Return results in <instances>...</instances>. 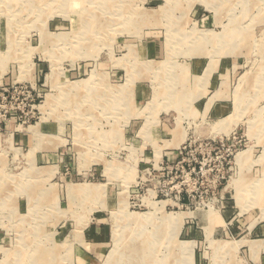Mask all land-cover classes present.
<instances>
[{"label": "rangeland", "instance_id": "1", "mask_svg": "<svg viewBox=\"0 0 264 264\" xmlns=\"http://www.w3.org/2000/svg\"><path fill=\"white\" fill-rule=\"evenodd\" d=\"M49 1L0 0V264H264V0H65L41 14ZM193 55L230 62L213 93L232 116L182 98ZM132 78L152 87L133 141L122 135ZM162 122L185 136L174 150L150 140ZM186 141L201 162L187 156L186 173L209 168L198 148L213 145L208 175L177 169ZM147 169L163 177L136 189Z\"/></svg>", "mask_w": 264, "mask_h": 264}, {"label": "crops", "instance_id": "2", "mask_svg": "<svg viewBox=\"0 0 264 264\" xmlns=\"http://www.w3.org/2000/svg\"><path fill=\"white\" fill-rule=\"evenodd\" d=\"M199 52V50H198ZM152 50L150 46H143L141 49V58L146 59L148 55H151ZM181 77H182V90L179 92L184 94L182 98L189 99L190 95L192 94V99L194 101L197 100H206V104L204 105V109L208 110V115L213 118H222V117H230L233 115L234 108L232 104L231 98L227 96L216 98L214 96V89H216V84H218V78L220 77V73H226V71L230 68L229 61H221L219 65L215 63H211L209 60H205L204 57L200 55H193L190 58L183 59L181 64ZM141 75V74H140ZM205 76V81L210 85L209 88L210 92L208 97H204L198 90H196V81L199 80L201 77ZM141 77V76H140ZM245 79V78H244ZM246 80L243 81V83ZM151 85L145 79H133L132 78V117H129L124 123L122 129V135L125 139H131L132 141L137 138L136 134L141 131V119L137 116L139 115L137 110L141 103L148 100L151 96ZM186 95H189L188 97ZM210 102V103H208ZM160 138H168L166 141H161L164 145L167 142L169 150H174L177 146H179L185 136L177 129H170V127L165 123H161L158 129H152L150 134V140L156 141ZM136 143H141V141L137 140ZM151 146V144H150ZM167 155H172L171 153ZM171 158V157H170ZM253 229V227H252ZM255 229V235H262L264 234V229L262 226H258ZM88 235L92 236L93 238L97 239L98 244L95 245L94 250H100V246H103V230L99 232V229L95 226L88 230ZM102 244V245H101ZM247 246L252 247L250 248L251 251L255 248L256 251L258 250L260 244L257 241H249ZM255 251V250H254ZM99 252H102L100 250Z\"/></svg>", "mask_w": 264, "mask_h": 264}, {"label": "built area", "instance_id": "3", "mask_svg": "<svg viewBox=\"0 0 264 264\" xmlns=\"http://www.w3.org/2000/svg\"><path fill=\"white\" fill-rule=\"evenodd\" d=\"M35 107V106H33ZM194 145V142H191V141H186L178 150H177V159L179 158L180 160H178L177 162V169H180V171L182 173H186V169L184 168V166L182 165V163L185 161V158L187 156H191V162H193V164L197 165V164H200L201 165V162L199 161L198 157L196 154H199L200 155V152L195 149V150H192V147ZM225 144H222V147H224ZM198 149H201L202 151H206L205 153H202L201 154V157H202V160L204 159V156L206 155L208 157V161L210 162H213L214 159H213V153H214V147L212 144L208 145V146H205V147H202L201 145H199V148ZM232 154V151L231 149H228L227 151V154L225 156L224 159V163L225 164H229L231 161L228 159L226 160V157H230ZM210 164H209V168L206 170V171H203V168L200 166V167H197V166H194L192 168H188V173L187 176L188 177H191L193 175H197V174H209L210 172L213 171V168L210 167ZM190 166V164L188 165ZM197 168H199L197 170ZM161 171V170H160ZM162 171H165L164 168L162 169ZM141 173V176L139 177L138 179V182L135 184V188L136 189H140L142 190L144 186H146L145 184L147 182H151L153 179H160L161 177L163 176H156L154 175V170H150V169H147V170H142L140 171ZM149 189H146V191H148ZM176 192L177 194H180L181 193V190H179L178 188H176ZM159 195H164V196H167V193L165 191H160L158 193ZM157 197V195H156Z\"/></svg>", "mask_w": 264, "mask_h": 264}, {"label": "bare ground", "instance_id": "4", "mask_svg": "<svg viewBox=\"0 0 264 264\" xmlns=\"http://www.w3.org/2000/svg\"><path fill=\"white\" fill-rule=\"evenodd\" d=\"M86 1V0H85ZM100 1V0H99ZM102 1V0H101ZM22 2V1H21ZM92 2V1H91ZM13 3V2H12ZM25 3H27V2H25ZM29 3V2H28ZM96 3V2H95ZM107 3V2H106ZM23 4V3H22ZM51 4H53V5H56L57 7H59L61 10L65 7V6H67V5H69V4H66V1L65 0H50L48 3H46L45 5H41L42 7H45V9L43 8L42 9V7H40L39 9H42L41 11V14L43 13V15H44V13H46V11H49V8L51 7ZM97 5H98V3H96ZM109 4V3H108ZM7 5V4H6ZM5 5V6H6ZM106 5V4H105ZM28 6H29V4H28ZM40 6V5H39ZM85 6V5H84ZM117 6V5H116ZM70 7V6H69ZM83 7V6H82ZM98 7V6H97ZM1 8H3V6L1 7ZM24 8V7H23ZM109 8V7H108ZM116 8V7H115ZM70 9V8H69ZM73 9V8H72ZM31 10V9H30ZM107 10V9H106ZM110 10V9H109ZM55 11V10H54ZM30 12V11H29ZM74 12V11H73ZM40 13V12H39ZM90 13V12H89ZM104 13H105V11H104ZM112 13V12H111ZM132 13V12H131ZM130 13V14H131ZM62 15V14H61ZM68 15V14H67ZM46 16V15H45ZM71 16V15H70ZM80 16V15H79ZM112 16V15H111ZM129 17V16H128ZM79 18V17H78ZM122 18V17H121ZM120 19V18H119ZM130 19V18H129ZM91 20V19H90ZM86 22V21H85ZM91 22V21H90ZM100 22V21H99ZM118 24V23H117ZM77 25V24H76ZM115 25V24H114ZM128 25V24H127ZM111 26V25H110ZM115 27V26H114ZM111 28V27H110ZM101 29V28H100ZM106 29V28H105ZM96 30V29H95ZM45 31V30H44ZM93 31V30H92ZM92 35V34H91ZM44 37V36H43ZM80 38V37H79ZM61 40V39H60ZM45 41V40H44ZM46 43V42H45ZM89 43V42H88ZM86 44V43H85ZM92 45V44H91ZM76 86V85H75ZM74 86V87H75ZM47 99V98H46ZM47 105H48V103H46ZM248 158H249V156L247 155V153L246 152H243V153H241V154H239L238 156H237V162H238V164H242L243 162H245V161H247L248 160ZM244 166V165H243ZM231 182V185L233 186L234 185V181H230ZM229 184V183H228ZM88 186V185H87ZM86 186V187H87ZM257 186V185H256ZM255 186V187H256ZM81 187V186H80ZM89 187H90V185H89ZM97 187V186H96ZM98 188H103V186L101 185V186H99L98 185ZM79 189V188H78ZM97 189V188H96ZM69 190H71V189H69ZM98 190V189H97ZM88 191L90 192L91 190H89L88 189ZM83 192V191H82ZM98 193V192H97ZM91 194V193H90ZM87 195V194H86ZM90 196V195H89ZM88 197V196H87ZM86 197V198H87ZM71 200V199H70ZM72 202V201H71ZM122 210V209H121ZM124 210V209H123ZM121 212V211H120ZM127 214V213H126ZM125 219H126V221H128L127 223H128V225H129V223L130 224H132L131 222H134V223H136V222H140V218L138 217H134V218H132V217H130V216H126L125 215ZM123 218V217H122ZM143 218V217H142ZM119 222H120V220H119ZM126 224V223H125ZM179 225V224H178ZM138 227V226H137ZM119 228H120V226H119ZM121 229V228H120ZM127 229V228H126ZM125 229V230H126ZM117 230V229H116ZM133 230V229H132ZM119 234H121V230H119ZM124 234V233H123ZM28 237V236H27ZM127 241V240H126ZM118 242V241H117ZM119 242H121V241H119ZM135 244V243H134ZM145 244V243H144ZM143 244V245H144ZM120 245V244H119ZM32 246V245H31ZM115 246V245H114ZM125 246V245H124ZM127 246V245H126ZM38 247V246H37ZM136 247V246H135ZM134 247V248H135ZM144 247H145V245H144ZM260 247V246H259ZM30 248V247H29ZM44 248V247H43ZM250 248H252V247H250ZM34 250H36V252L38 251V248H32V251H30V252H34ZM127 250V249H126ZM17 251V250H16ZM26 251V250H25ZM143 251V250H142ZM27 252V251H26ZM35 252V253H36ZM114 252V251H113ZM15 253V252H14ZM25 253V252H24ZM143 253V252H142ZM16 260L18 259V261L21 259V257L20 256H25L24 254L23 255H21V253H19V252H17L16 254ZM27 255V254H26ZM132 255V254H131ZM139 255V254H138ZM10 256V255H9ZM14 256V255H13ZM32 256H33V254H32ZM111 256H113V254L111 255ZM122 256V255H121ZM148 256V255H147ZM129 257V256H128ZM132 257H135V256H132ZM131 257V258H132ZM140 257V256H139ZM30 258V257H29ZM35 258H37V257H34V259ZM136 258V257H135ZM32 259V258H31ZM15 260V259H14ZM22 260V259H21ZM121 260V259H120ZM129 260H131V259H129ZM143 261V260H142ZM151 261V260H150ZM21 262V261H20ZM19 262V263H20ZM160 262V261H159ZM24 263V262H23ZM83 263V262H82ZM33 264H34V262H33ZM36 264H48L47 263V261L44 259V258H42L39 262H36ZM141 264V263H140Z\"/></svg>", "mask_w": 264, "mask_h": 264}]
</instances>
